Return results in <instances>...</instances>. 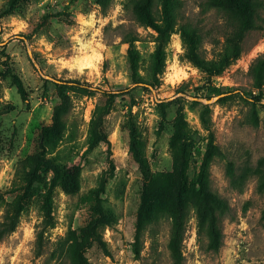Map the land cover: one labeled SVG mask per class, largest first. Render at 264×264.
I'll list each match as a JSON object with an SVG mask.
<instances>
[{"label":"rangeland","instance_id":"obj_1","mask_svg":"<svg viewBox=\"0 0 264 264\" xmlns=\"http://www.w3.org/2000/svg\"><path fill=\"white\" fill-rule=\"evenodd\" d=\"M10 1L0 0V71L6 73L0 75V217L3 202L15 195L12 184L18 161L36 153L40 129L51 122L60 102L59 85L76 80L95 91L84 96L68 91L73 104L55 152L64 165L80 167L79 191L68 195L56 190L44 252L36 256L45 183L52 177L46 163L16 231L0 242V264H53L51 250L63 239L78 236L93 218L94 190L105 179L101 204L116 222L103 231L107 251L91 244L87 257L93 264H171L167 216L144 232L140 254L134 251L141 194L153 174L174 169L170 142L179 107L194 142L188 174L190 178L197 174L209 135L200 118L204 105L211 109V129L219 148L211 166V188L226 199L229 210L221 218L223 241L218 251L207 248L205 233L197 235L195 214L189 212L182 264H264V195L253 174L255 168L264 171V95L255 100L259 91L249 74L253 61L264 54V31L251 32L241 57L212 78L190 62L182 37L175 33L165 48L163 72L154 75L156 32L135 24L123 11L125 0H114L106 15L94 0H20L13 6ZM200 1L187 0L186 13L201 20L203 47L210 58L221 44L223 21L213 10L201 16ZM127 30L141 36L136 42L138 83L129 68V45L122 42ZM13 73L23 83L25 99ZM225 96L229 97L222 101ZM132 124L144 140L147 174L130 153Z\"/></svg>","mask_w":264,"mask_h":264},{"label":"trees","instance_id":"obj_2","mask_svg":"<svg viewBox=\"0 0 264 264\" xmlns=\"http://www.w3.org/2000/svg\"><path fill=\"white\" fill-rule=\"evenodd\" d=\"M20 0H11L10 6ZM100 11L106 15L114 0H94ZM187 0H125L123 11L139 27L152 28L155 50L152 54L153 74L163 72L165 65V48L171 36L179 33L182 37L186 57L198 68L204 70L209 78L220 76L233 65L244 52V43L251 32L264 31V0H201L198 4L200 15L215 11L223 21L222 41L212 57H207L203 47L204 29L201 20L194 21L187 15ZM141 40L140 33L127 30L122 36V42L129 45L128 61L132 79L140 82L139 53L136 42ZM5 53V52H3ZM6 73L0 71L1 76ZM249 74L253 86L259 91L256 101L264 95V54L258 56L250 66ZM23 99L26 97L21 79L11 74ZM72 84L59 85L60 102L55 105L51 122L42 125L38 138V147L34 155H26L17 163L13 180L12 193L14 197L5 201L0 217V242L16 231L21 216L32 196L34 184L40 182L41 172L46 163L52 173L51 180L45 183L43 198V221L37 226L35 254L41 256L44 252L45 233L53 221L54 196L57 189L65 194L74 195L80 188L81 169L78 166L64 165L55 152L66 130L65 116L72 107L73 100L69 90H76L81 96L91 95L95 90L83 86L79 81L72 80ZM221 94L220 92L217 95ZM229 96L221 98L225 101ZM211 109L209 106L201 108V122L209 131L206 151L197 174L190 178L188 174L191 152L194 142L189 133V124L182 107L176 112L171 135V148L174 153L175 166L169 173L157 172L152 175L150 183L141 194V204L135 223L134 251L140 254V247L144 232L151 224L161 217L171 219L169 250L171 264H182L183 241L189 212L193 211L197 221V235H207V248L218 251L223 241L221 218L229 210V205L221 195L211 188V166L215 156L219 153L215 142V134L211 129ZM162 110V117L165 118ZM130 153L138 166L148 173V165L144 158V140L136 124L131 125ZM253 174L257 176V190L264 195V171L255 168ZM228 176L235 181L233 164H228ZM106 180V179H105ZM102 180L94 190L97 204L94 206V216L81 230L78 236H69L60 241L51 250L49 260L53 264H93L86 255V247L97 244L107 251V244L103 240V231L114 225L116 218L107 212L100 198L105 191L106 181ZM264 219V207L262 210Z\"/></svg>","mask_w":264,"mask_h":264}]
</instances>
